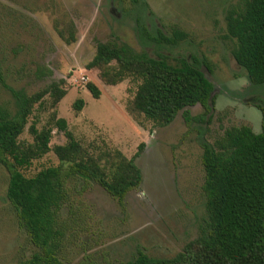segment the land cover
Masks as SVG:
<instances>
[{"label": "rangeland", "instance_id": "1", "mask_svg": "<svg viewBox=\"0 0 264 264\" xmlns=\"http://www.w3.org/2000/svg\"><path fill=\"white\" fill-rule=\"evenodd\" d=\"M242 6L243 0H0V104L15 114L17 96L65 81L58 101L46 94L32 107L20 141L41 149L43 133L50 134L48 149L25 174L72 161L54 150L68 141L56 123L64 118L110 181L121 173L120 158H134L142 176L121 203L95 181L69 179L58 213L65 226L59 264H122L138 252L169 258L197 237L206 219L201 143H213L230 126L262 129L257 105L264 106V85L250 81L225 37L226 12ZM175 28L186 37L174 43L161 37L173 39ZM106 41L171 64L195 58L213 84L212 111L204 116L199 104L187 107L196 117L190 124L181 110L165 126L134 118L128 110L137 83L128 77L110 85L99 69L86 68L97 42ZM88 81L100 89L98 98L86 89ZM79 98L81 109L74 105ZM8 178L0 163V264H18L39 249L7 199Z\"/></svg>", "mask_w": 264, "mask_h": 264}, {"label": "trees", "instance_id": "2", "mask_svg": "<svg viewBox=\"0 0 264 264\" xmlns=\"http://www.w3.org/2000/svg\"><path fill=\"white\" fill-rule=\"evenodd\" d=\"M225 24V37L233 42L234 60L252 83L264 85V0H243L241 9L226 12ZM160 35L170 43L186 37L177 28L173 29V39ZM192 61L196 63L195 58ZM195 63L182 60L171 64L163 56L136 53L124 44L106 41L97 42L86 68L99 69L100 77L110 85L128 77L134 80L137 86L129 113L136 119L141 115L165 126L180 110L187 124L196 119L189 106L199 104L204 116L212 111L216 98L213 84ZM64 83L59 79L35 93L17 96L15 114L0 104V163L9 174L6 196L19 225L39 249L18 264L60 263L57 254L65 226L58 213L67 200L69 179L95 181L120 203L142 180L134 158H120L121 173L110 181L97 162L84 154L64 118L56 123L68 141L54 150L61 159L72 161L41 168L30 176L25 174L32 160L48 149L50 132L43 133L41 149L21 142L20 135L33 105L46 94L58 101L66 93ZM85 87L93 97H99L101 91L94 82L88 81ZM74 105L81 109L83 100L79 98ZM257 107L262 116L260 132L244 124L230 126L213 143H201L206 219L197 237L173 257L156 258L138 252L122 264H264V106Z\"/></svg>", "mask_w": 264, "mask_h": 264}]
</instances>
